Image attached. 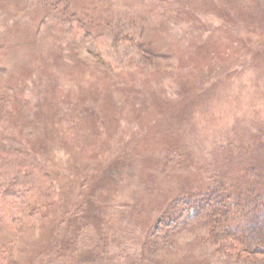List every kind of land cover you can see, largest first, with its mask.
I'll use <instances>...</instances> for the list:
<instances>
[{
  "label": "rangeland",
  "instance_id": "obj_1",
  "mask_svg": "<svg viewBox=\"0 0 264 264\" xmlns=\"http://www.w3.org/2000/svg\"><path fill=\"white\" fill-rule=\"evenodd\" d=\"M0 165V264H225L264 236V0H0Z\"/></svg>",
  "mask_w": 264,
  "mask_h": 264
},
{
  "label": "trees",
  "instance_id": "obj_2",
  "mask_svg": "<svg viewBox=\"0 0 264 264\" xmlns=\"http://www.w3.org/2000/svg\"><path fill=\"white\" fill-rule=\"evenodd\" d=\"M10 150V149H9ZM7 156V158H9V155H6ZM4 161V160H3ZM7 160H5V162H6ZM1 166V165H0ZM4 166H2V168H3ZM254 168H257V166H255ZM3 169H5V168H3ZM19 169V168H18ZM15 171V174H14V176H16V180L17 181H21V179H23V175L20 173V172H18V171H16V170H14ZM4 175V174H3ZM2 175V176H3ZM237 233L238 232H233V228H230L229 230H227V231H223V230H221V228L220 229H215L214 230V235H215V238H217V237H219V239L222 241V242H230L229 244H230V247H229V250H228V254L227 255H225V257L228 259V260H226V261H224V263L225 264H230L231 263V261H233V262H236V263H241V262H243L244 260H242V257H244V253L245 252H248V254L249 253H251V254H249V255H252L251 257H250V259H253V260H257V258H255L256 257V254H257V252H262L263 250H264V248H261V245H263L264 246V242L262 241V240H264V236H261L260 238L262 239V240H260L259 238H257V237H251V235H249L247 238H244L242 235L239 237V238H236V239H234V236L236 235V237H237ZM231 235H233V236H231ZM258 235V234H257ZM257 238V239H256ZM218 239V238H217ZM238 241V242H240L239 244H236L237 246H234V241ZM252 242H255V244L254 245H252ZM239 246V247H238ZM225 247H227V246H225ZM248 255V256H249ZM246 257V256H245Z\"/></svg>",
  "mask_w": 264,
  "mask_h": 264
}]
</instances>
